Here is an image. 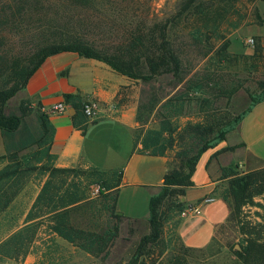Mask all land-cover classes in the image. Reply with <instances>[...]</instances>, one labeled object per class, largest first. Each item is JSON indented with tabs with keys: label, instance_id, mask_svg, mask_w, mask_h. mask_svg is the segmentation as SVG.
<instances>
[{
	"label": "trees",
	"instance_id": "16d2710c",
	"mask_svg": "<svg viewBox=\"0 0 264 264\" xmlns=\"http://www.w3.org/2000/svg\"><path fill=\"white\" fill-rule=\"evenodd\" d=\"M220 2L223 4L213 8V2L183 0L173 22L148 17L138 0H0V134L4 145L0 160L5 161L0 167V211L20 190L27 174L38 170L40 176L46 175L22 218L23 225L12 231L18 225L11 224V232L0 242V259L22 260L42 223L50 243L56 244L53 240L56 236L85 252L98 254L105 251L116 235L117 221L124 218L116 207L120 171L89 166L88 176L98 185V195L104 197L102 206L108 214L107 226L109 218L116 220L111 228L99 231L96 228L101 225L93 219L102 214L101 209L95 215L99 209L91 202H80V195L64 180L74 167L53 165L55 155L49 151L53 128L39 103L33 106L28 98H21L18 113L5 112L7 101L25 86L44 58L60 51L102 61L132 80L148 83L161 75H170L174 89L182 85L181 90L171 95L160 97L156 92L151 93L136 109L135 119L142 122L146 111L160 107L159 128L147 129L141 138L135 135V141L141 143L139 150L163 156L173 153L160 190L150 199L148 232L140 239L128 264H144L143 257L154 253L151 247H159L162 242L163 226L171 218L170 213L184 210L182 198L185 189L193 184L191 176L200 154L223 140L252 104L264 98L252 96L247 106L235 115L218 113L211 107L213 99L229 98L242 87L226 70V65L240 63L241 55L227 51L228 41L214 49L200 37L206 32L214 33L225 19L230 3ZM180 25L193 27L195 33L190 39L171 36L173 27ZM190 54L196 57L191 59ZM197 56L199 61L205 60L202 67L196 68ZM260 86L264 94V83ZM62 99L76 111L71 115L73 126L82 129L87 122L81 110L83 101L70 93H64ZM192 102L203 105L202 113L196 120L179 125L178 117L185 105ZM33 111L38 123L35 136L21 121ZM235 147H224L214 155ZM23 150L31 152L39 165L32 164L27 156H20L18 153ZM220 178L227 179L228 184L222 194L225 200L230 199L227 221H240L243 206L251 203L254 196L264 199V167L239 173L237 165L226 166L221 168ZM77 210L78 217L86 215L83 226L71 219ZM260 218L241 224L244 243L238 256L242 264H264V215ZM187 249L190 248L184 245L182 253L172 254L168 264H189ZM46 254L33 252L36 259L32 264L40 263Z\"/></svg>",
	"mask_w": 264,
	"mask_h": 264
},
{
	"label": "rangeland",
	"instance_id": "374dc122",
	"mask_svg": "<svg viewBox=\"0 0 264 264\" xmlns=\"http://www.w3.org/2000/svg\"><path fill=\"white\" fill-rule=\"evenodd\" d=\"M183 0H138V4L142 11H145L148 17L154 20L171 19L176 22L177 13ZM208 3L213 2V8L217 4L222 5L220 0H201ZM228 12L224 13L225 19L214 30V33H204L201 38L207 40L206 45H212L217 48L223 41H228L227 51L232 54L241 55V62L235 63L233 66L226 65V70L234 75L235 82H240V87L231 97H220L213 99L211 107L216 109L218 113H229L235 115L242 111L250 101L252 96H264L261 92L260 83H264V1L263 0H229ZM225 4V3H224ZM219 9H222L219 7ZM184 26V24H182ZM181 28V25L173 27L171 36H176L182 39H190L192 33H195L192 26ZM191 59L195 58L194 54H190ZM196 68L202 67L205 60H196ZM253 63L255 67L253 66ZM170 75H161L151 82L145 83L141 80H132L131 83L123 89L124 95H129L137 106L140 102H144L151 93L156 92L160 97L166 94H172L177 90H181L182 85L179 84L174 89L175 83ZM171 81V83H170ZM18 93L12 96L5 106L6 113H18L17 104L20 100ZM203 105H196L194 102L185 105L183 114L178 117V124L183 125L188 120H196L197 115L201 112ZM251 106L250 109H252ZM159 105L152 111H146L144 121L138 122L136 126V135L142 137L147 129L159 128V119L157 110ZM250 111V110H249ZM248 115V123L257 125V135H251L250 143L254 148L264 147V106L253 108ZM202 113V112H201ZM244 115V116H245ZM22 125L29 129L30 133L35 136L38 132V123L36 115L33 112L22 118ZM247 123V126H248ZM246 126V127H247ZM181 127V126H180ZM263 132V133H262ZM28 150H23L18 153L20 156L27 158L36 163L33 156ZM170 159L173 157L171 152L166 155ZM27 160V159H26ZM42 163V162H41ZM5 164L4 160H0V167ZM55 166V164L53 163ZM58 167V166H55ZM73 171L64 176L66 183H71L72 188L80 195L82 203H93L96 209H99L95 215L102 214L96 217L95 222L101 225L96 228L99 231L111 228L115 219H110V224L107 226L108 214L104 212L105 206L104 197L98 195V192H93L96 185L88 174L91 172L89 165L80 164L73 166ZM264 163H257L245 171L238 169L239 173L247 172L254 169H261ZM46 175L40 176L38 170H34L27 174L23 179V184L17 194L12 198L10 203L3 211H0V242L4 240L11 232L9 227L13 223H17L15 230L22 226V218L33 201L36 193L39 190V185L45 180ZM228 184L227 179H222L216 184L217 192L222 196ZM230 204V199L227 200ZM171 218L167 219L163 226L162 242L159 247H151L155 250L150 257H143L144 264H168L172 254L182 253V244L178 235V224L181 213L175 210L170 213ZM79 210L71 217L73 223L81 226L85 225L86 215L82 218L78 217ZM81 215V214H80ZM261 215H264V199L260 195L252 198V202L243 206L240 214V221H224L215 230L211 241L203 248L187 249L189 264H242L238 256L241 250V245L244 243V235L241 233L242 223H253L260 221ZM116 223V222H115ZM117 232L113 239L109 242L104 252L92 254L85 252L82 249L62 240L59 237H53L56 244L48 241L45 223L39 225L36 229L33 241L27 246L28 254L22 260H11L8 258L0 259V264H32L35 261L34 253L38 255L46 252V257L38 264H128V261L139 243L140 239L148 232L147 219H127L121 218L117 221ZM39 257V256H38ZM41 259V257L39 258Z\"/></svg>",
	"mask_w": 264,
	"mask_h": 264
},
{
	"label": "crops",
	"instance_id": "0c3cea01",
	"mask_svg": "<svg viewBox=\"0 0 264 264\" xmlns=\"http://www.w3.org/2000/svg\"><path fill=\"white\" fill-rule=\"evenodd\" d=\"M131 82L102 61L60 51L46 56L16 93L20 98H28L33 106L39 103L46 113L53 128L49 151L55 155V166L86 164L120 171L117 210L127 219H147L150 199L160 190L170 158L139 150L141 143L135 141L136 104L122 92ZM64 93L78 95L81 101L94 102V116L87 117L82 129L73 126L71 115L76 111L67 103L64 102L66 112L49 111L50 105L63 102ZM252 106H264V98ZM248 120V115L243 116L223 140L204 150L196 162L191 176L193 184L185 189L182 198L185 207L178 224L179 238L189 248L206 246L229 215L230 204L216 189V184L222 180L221 168L237 165L245 171L264 163V147L256 149L250 143L258 127ZM263 138L259 135V139ZM233 145H236L233 150L214 155ZM3 153L0 134V155Z\"/></svg>",
	"mask_w": 264,
	"mask_h": 264
},
{
	"label": "built area",
	"instance_id": "2783aa9c",
	"mask_svg": "<svg viewBox=\"0 0 264 264\" xmlns=\"http://www.w3.org/2000/svg\"><path fill=\"white\" fill-rule=\"evenodd\" d=\"M94 109H95V104L93 101H91L90 99H84L83 100L81 110H82V113L86 117L90 118V117L94 116ZM49 111L58 112V113L66 112L67 106L64 104V102L59 101V102H56V103L50 105ZM93 192H98V186H95L93 188ZM192 211H194V210H192ZM182 212H184V211H182Z\"/></svg>",
	"mask_w": 264,
	"mask_h": 264
}]
</instances>
